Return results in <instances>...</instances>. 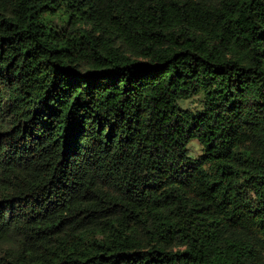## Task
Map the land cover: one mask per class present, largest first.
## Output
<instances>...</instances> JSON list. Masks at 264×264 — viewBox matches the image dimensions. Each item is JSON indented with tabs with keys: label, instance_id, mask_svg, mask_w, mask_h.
<instances>
[{
	"label": "trees",
	"instance_id": "16d2710c",
	"mask_svg": "<svg viewBox=\"0 0 264 264\" xmlns=\"http://www.w3.org/2000/svg\"><path fill=\"white\" fill-rule=\"evenodd\" d=\"M0 264H264V0H0Z\"/></svg>",
	"mask_w": 264,
	"mask_h": 264
},
{
	"label": "rangeland",
	"instance_id": "374dc122",
	"mask_svg": "<svg viewBox=\"0 0 264 264\" xmlns=\"http://www.w3.org/2000/svg\"><path fill=\"white\" fill-rule=\"evenodd\" d=\"M199 98H194L192 101H180L179 105L188 107L190 110L195 111L199 108ZM202 154V149L196 140H192L187 146V155L191 158H196Z\"/></svg>",
	"mask_w": 264,
	"mask_h": 264
}]
</instances>
